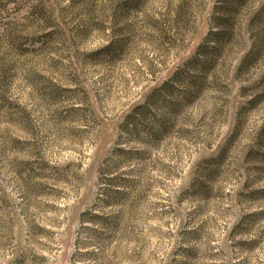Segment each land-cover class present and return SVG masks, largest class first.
<instances>
[{
  "label": "rangeland",
  "instance_id": "374dc122",
  "mask_svg": "<svg viewBox=\"0 0 264 264\" xmlns=\"http://www.w3.org/2000/svg\"><path fill=\"white\" fill-rule=\"evenodd\" d=\"M245 1L0 0V264H264Z\"/></svg>",
  "mask_w": 264,
  "mask_h": 264
},
{
  "label": "trees",
  "instance_id": "16d2710c",
  "mask_svg": "<svg viewBox=\"0 0 264 264\" xmlns=\"http://www.w3.org/2000/svg\"><path fill=\"white\" fill-rule=\"evenodd\" d=\"M138 0H136L137 3ZM226 7L224 9L225 16L232 17L237 15L241 9V6L246 3L245 0H224ZM221 25L218 33H216L214 39L216 43V54H221L223 48L230 45L232 40L235 38L234 32H232V25L229 23L228 19L221 20ZM264 38V36L262 37ZM222 45V46H221ZM223 47V48H222ZM264 135V134H263ZM263 138V137H262ZM264 139V138H263Z\"/></svg>",
  "mask_w": 264,
  "mask_h": 264
}]
</instances>
